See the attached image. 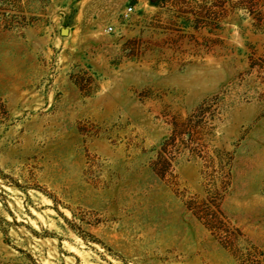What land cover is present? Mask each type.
I'll use <instances>...</instances> for the list:
<instances>
[{"label":"rangeland","instance_id":"obj_1","mask_svg":"<svg viewBox=\"0 0 264 264\" xmlns=\"http://www.w3.org/2000/svg\"><path fill=\"white\" fill-rule=\"evenodd\" d=\"M0 264H264V0H0Z\"/></svg>","mask_w":264,"mask_h":264},{"label":"built area","instance_id":"obj_2","mask_svg":"<svg viewBox=\"0 0 264 264\" xmlns=\"http://www.w3.org/2000/svg\"><path fill=\"white\" fill-rule=\"evenodd\" d=\"M131 10H132V6L127 7V9L125 10V15H129ZM113 29L114 27L112 24L107 26V30L112 31Z\"/></svg>","mask_w":264,"mask_h":264}]
</instances>
